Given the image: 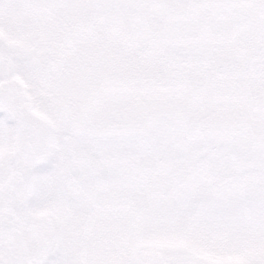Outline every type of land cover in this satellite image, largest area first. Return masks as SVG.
I'll return each instance as SVG.
<instances>
[{
  "label": "snow or ice",
  "instance_id": "1",
  "mask_svg": "<svg viewBox=\"0 0 264 264\" xmlns=\"http://www.w3.org/2000/svg\"><path fill=\"white\" fill-rule=\"evenodd\" d=\"M0 264H264V0H0Z\"/></svg>",
  "mask_w": 264,
  "mask_h": 264
}]
</instances>
